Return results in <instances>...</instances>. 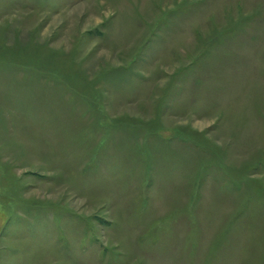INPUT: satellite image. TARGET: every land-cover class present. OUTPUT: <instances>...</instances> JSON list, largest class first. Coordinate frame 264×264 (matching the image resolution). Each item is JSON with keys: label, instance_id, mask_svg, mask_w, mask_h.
Returning <instances> with one entry per match:
<instances>
[{"label": "rangeland", "instance_id": "rangeland-1", "mask_svg": "<svg viewBox=\"0 0 264 264\" xmlns=\"http://www.w3.org/2000/svg\"><path fill=\"white\" fill-rule=\"evenodd\" d=\"M0 264H264V0H0Z\"/></svg>", "mask_w": 264, "mask_h": 264}]
</instances>
